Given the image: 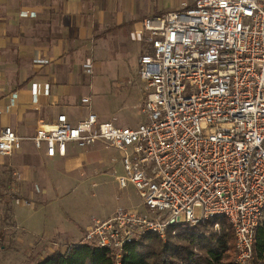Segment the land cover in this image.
Instances as JSON below:
<instances>
[{"label":"built area","instance_id":"obj_1","mask_svg":"<svg viewBox=\"0 0 264 264\" xmlns=\"http://www.w3.org/2000/svg\"><path fill=\"white\" fill-rule=\"evenodd\" d=\"M140 35L141 123L117 127L89 113L72 124L59 115L38 123L33 146L48 158L65 157L73 146L118 152V189L132 185L146 213L119 206L85 226L83 243L119 260L142 235L165 241L172 226L225 217L234 231L235 263L250 264L264 211V0H193L144 19ZM82 69L93 73L91 63ZM42 94L32 85V108ZM8 97L5 112L17 94ZM23 140L0 127V155H13Z\"/></svg>","mask_w":264,"mask_h":264},{"label":"crops","instance_id":"obj_2","mask_svg":"<svg viewBox=\"0 0 264 264\" xmlns=\"http://www.w3.org/2000/svg\"><path fill=\"white\" fill-rule=\"evenodd\" d=\"M192 3L193 0H0V127L9 126L24 139L19 151L11 156L0 155V189L3 194L16 192L20 198H16L13 209L18 228L38 234L36 222L26 223L23 215L17 214L24 204L28 205L22 200L27 194L36 196L33 192L42 181L46 165L54 168L57 161L71 156L69 147L65 157L48 158L34 148L31 138L40 121L53 122L65 115L76 124L86 117L84 114L77 118V108L83 106L81 100L88 98L83 89L89 78L82 65L91 63L95 72L103 63L121 60V55L130 50H137L140 57L144 52L140 35L143 20ZM25 12H33L35 17L22 16ZM32 85L44 90L36 108L30 105ZM11 93H16L17 99L5 112Z\"/></svg>","mask_w":264,"mask_h":264},{"label":"rangeland","instance_id":"obj_3","mask_svg":"<svg viewBox=\"0 0 264 264\" xmlns=\"http://www.w3.org/2000/svg\"><path fill=\"white\" fill-rule=\"evenodd\" d=\"M138 58V51L130 50L121 55V60L103 63L86 75L88 85L83 91L90 102L77 108V118L94 113L117 127L141 123L144 88L137 76ZM70 149L71 156L57 161L54 168L46 165L38 189L35 193L32 190L36 196L27 194L22 203L28 205L17 212L24 222H36L38 234L14 224L13 209L19 197L12 191L3 194L0 189V264H35L53 252H62L65 246L82 242L84 225L107 219L119 206L146 213L132 185L118 189L115 177L122 175L123 169L115 149L102 145Z\"/></svg>","mask_w":264,"mask_h":264},{"label":"trees","instance_id":"obj_4","mask_svg":"<svg viewBox=\"0 0 264 264\" xmlns=\"http://www.w3.org/2000/svg\"><path fill=\"white\" fill-rule=\"evenodd\" d=\"M254 240L250 264H264V211ZM35 264H236L235 237L229 220L215 217L172 226L165 241L152 233L142 235L124 248L119 260L108 249L79 242Z\"/></svg>","mask_w":264,"mask_h":264}]
</instances>
